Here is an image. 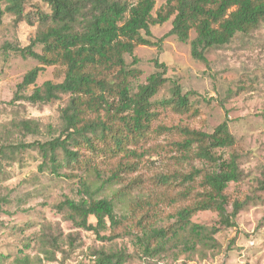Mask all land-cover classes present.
Segmentation results:
<instances>
[{
  "label": "trees",
  "instance_id": "obj_1",
  "mask_svg": "<svg viewBox=\"0 0 264 264\" xmlns=\"http://www.w3.org/2000/svg\"><path fill=\"white\" fill-rule=\"evenodd\" d=\"M41 1L48 6L47 12L26 11L27 0H0V23L9 14L15 22L35 25L29 45L14 48L38 63L24 74L17 90L34 84L44 67H53L61 81H44L26 99L50 102L67 95V101L59 112L56 136L19 142L11 149L1 144L0 161L6 151L36 148L51 174L77 178L79 184V197H65L56 209L65 212L78 228L93 230L97 235L109 229L110 234L100 238L111 240L117 237L115 230L122 223L115 212V201L98 197L86 177L94 175L103 187L121 182L136 169L143 155V150L139 151L141 143L151 133L156 117L153 98L168 81L165 65L160 62H155L156 70L140 81L142 70L136 67L139 60L135 48L155 45L146 38L152 36L151 27L171 19V28L164 36L175 35L186 42L193 31L190 54L207 62L208 49L222 47L236 34H249L264 23V0H165L155 15V0ZM127 57L132 58L130 62ZM170 82V96L161 104L178 114L197 115L190 92H183L177 81ZM12 124L23 133H37L39 129L32 119ZM161 129L177 133L173 141L176 157L191 166L187 171L158 173L155 178L170 187L178 182L173 201L183 204L176 210L173 226H143L137 241L149 255L175 241L188 252L212 249L217 244L215 235L233 227L246 204V200L231 201L226 190L242 176L237 156L232 153L223 159L216 154V149L232 148L235 138L225 120L211 132L187 125ZM190 160L199 161L201 166H193ZM132 185L127 183L128 188ZM206 210L217 213V223L191 220L196 212ZM90 217L95 218V225L89 222ZM45 251L51 253L46 256L48 260L54 259V253ZM92 255L95 264H122L126 260L125 252L119 249H99ZM19 262L26 264L25 258Z\"/></svg>",
  "mask_w": 264,
  "mask_h": 264
},
{
  "label": "rangeland",
  "instance_id": "obj_2",
  "mask_svg": "<svg viewBox=\"0 0 264 264\" xmlns=\"http://www.w3.org/2000/svg\"><path fill=\"white\" fill-rule=\"evenodd\" d=\"M164 2L155 0L153 15ZM25 9L47 12L48 6L41 0H27ZM170 28L171 19L152 26V36L145 37L155 45H140L134 50L139 60L136 67L142 70L140 81L156 70L155 62L165 65L168 78L153 98L156 117L151 133L141 143L139 151L143 150V155L136 169L121 182L103 187L94 175L86 177L98 197L115 201V212L122 222L115 230L117 237L102 240L100 236H108L109 229L97 235L93 230L78 228L65 212L56 209L65 197H79L77 178L51 174L36 148L6 151L0 161V264H20L24 258L26 264H95L92 252L99 249L124 251L126 260L122 264H264V23L249 34H236L222 47L208 49L207 62L193 59L190 54L193 31L182 42L175 35L164 36ZM34 32L35 25L15 22L9 14L0 23V146L10 149L19 142L56 136L59 112L67 101V95L50 102L26 99L44 81H61L54 75L53 67H44L34 84L17 90L24 74L38 63L14 48L29 45ZM34 50L39 51V46ZM131 59L126 58L127 62ZM171 80L177 81L183 92H190L197 115L178 114L161 104L170 96ZM21 119L37 122L38 132L29 134L15 129L12 123ZM224 120L235 145L216 149V154L223 159L232 153L237 156L242 176L226 190L231 201L246 200L235 225L215 235L217 244L212 249L188 252L175 241L167 243L165 250L147 254L136 237L141 228L173 226L176 210L183 204L173 201L180 187L178 182L170 187L155 177L158 173L187 171L191 166L176 157L173 141L178 138L177 133L161 127L187 125L211 132ZM190 163L201 166L199 161ZM129 181L133 184L130 188ZM191 220L215 224L218 215L199 211ZM89 222L95 225L96 220L90 217ZM45 250L54 253V259L48 260L46 256L51 253Z\"/></svg>",
  "mask_w": 264,
  "mask_h": 264
}]
</instances>
